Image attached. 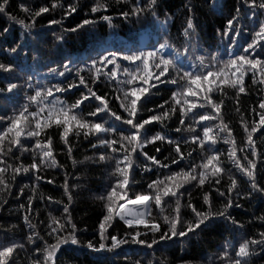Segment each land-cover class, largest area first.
Returning <instances> with one entry per match:
<instances>
[{
  "label": "snow or ice",
  "instance_id": "snow-or-ice-1",
  "mask_svg": "<svg viewBox=\"0 0 264 264\" xmlns=\"http://www.w3.org/2000/svg\"><path fill=\"white\" fill-rule=\"evenodd\" d=\"M120 2L121 0H116V3ZM132 5L128 11L120 12L124 19H128L130 16L140 18L145 13L155 17L156 10L160 7L159 0H147L144 6H140L137 0H132ZM8 6L9 0H0V14L7 15L9 20L15 21L27 30L22 43H17L14 47L6 50L17 55L19 54L18 49L23 51L31 42L28 37L32 34L31 30L35 25L36 18L58 7L64 8L60 0H52L50 7L40 6L35 10L21 3V11L31 21L29 23L26 22V19H20L8 13ZM109 6L110 0H94L90 12H104L108 10ZM186 7L189 15L182 28V35L189 42L184 51L189 52L192 49V41L196 37V24L193 15L194 6ZM67 9L64 12L65 16L75 13L77 6L68 4ZM243 9H247V11H243ZM249 13H251L250 17ZM260 17H264V0H241L240 7L235 9V14L227 19L221 35L228 37L229 45L232 46L235 45L236 39L242 32H250V42L243 49L244 54L232 56L228 51L226 54L229 58L226 60L220 59L217 55H210L208 63H205L204 56H198L196 59L199 64L189 65L188 70L181 67L183 61L178 54H165L166 50L172 47L167 37L163 42H158V46L154 45L149 50H129V54L124 55L119 51H109L106 55L97 53L98 59H91V65L88 68L91 73V82L95 85L101 80V77L105 81H115L117 88L114 99L118 102V108L126 115H122L110 107L108 93L97 94L88 86L85 76L82 75L86 66L73 68L74 62L68 60L62 63L59 68H47L49 75L60 77H65L66 73L71 74L75 71L79 85H84L87 92H82L80 97L71 104L61 100L55 93H62L77 87L76 83H69L67 88H63L59 85L45 87L37 81L34 87L32 83L34 77L29 75L24 83L28 89H34V94L27 95L26 103L13 107L11 115L0 116V122L3 123V126L0 127V192H5L10 188V182L6 179L9 170L12 173L11 181H15L18 175L29 172H32L34 179L39 181L43 178L39 175L42 166L48 168L57 166L53 136L47 132L49 128L54 127L69 155L72 153L69 141L70 133L77 139L81 135L85 139L91 136L96 141L95 143L90 141L91 147L104 149L98 155V162H110L112 165L114 182L109 185L104 195L98 197L104 201L106 210L98 226L99 240L95 244L89 240L84 245L88 250L97 253L102 250L111 252L129 242L152 248L160 241L187 237L189 233H195L197 229H201V225L207 227L214 218H223L225 221H230L234 227L242 229L243 224L236 221L229 212L234 204L231 194L237 190L238 182L231 170L224 166L221 160L224 153L216 145L221 140L224 144L229 145L227 159L232 161L236 168L248 178L247 183L250 185V190L246 191L244 195L251 197L256 194L264 197V186H261L256 180L258 163L264 166V153H258L256 141L253 139V135L261 127H264V99H261L258 104L260 110L258 113L255 108L252 109L259 116L258 121L254 119L249 125L242 120L246 143L243 147L238 148L232 135V129L221 116L224 99L221 97L217 101L213 99V96L217 93L226 94L224 93L225 87L231 88L235 90L236 103L239 104L240 94L246 93L244 78L249 73H251L250 78L254 83L264 85V58L261 57V53H264V18ZM99 18L112 26L113 18L110 15H101ZM244 20H249L255 26L246 27L242 23ZM49 23L58 24L60 21L51 20ZM94 23V20L84 19L81 24L75 28L67 29V31L76 32L78 29H83ZM3 32L7 33L8 28H4ZM230 33L231 35H229ZM56 38L57 40L64 39L62 35H58ZM34 39L38 51L39 43L43 37L36 33ZM257 48L260 49V52H257ZM121 58L135 67L132 70L122 68L119 63ZM60 68L63 70H59ZM193 68L199 70H191ZM104 69L108 70L105 72ZM170 69L175 72V75H172ZM15 71H17V66L14 63L0 62V73L11 75ZM121 72L125 77L123 80L118 78ZM3 79L6 83L4 87H0V95L13 93L14 90H19L22 87L8 80L7 76ZM160 84L175 86V90L171 92V103L166 100L163 104L157 105L161 111L149 115L146 119L138 116V113L143 112L145 106L150 102V89L157 88V85ZM50 97L52 99H49ZM90 99L98 103L85 113L81 105ZM166 104L169 105L167 109L164 108ZM33 105H35V110L30 111ZM147 111L153 113L154 110L149 108ZM236 111L240 112L239 107L236 108ZM177 113L180 126H184L186 120L191 121L187 124L188 136L182 135L179 139H173L166 132H153L151 127H147L152 122L163 124L165 120L171 119ZM92 117L95 119H90ZM216 121L219 123H214L212 126L204 123ZM197 127L201 129L200 132L196 131ZM182 130V127H177L175 132L181 133ZM42 133L44 134L43 140H41ZM261 138L264 139V133H261ZM158 141L173 149L174 154L170 153L165 156L164 162L145 151L146 146L151 144L155 146V151L160 153L161 147L156 146ZM182 144L195 145L207 155L202 156L198 164L193 163L191 162L192 151H196V148L185 153L182 151ZM238 151L244 153L242 159L237 155ZM25 154L32 157L31 164L27 166L22 160ZM141 156L144 157L143 170L145 172H153L154 167L168 171L157 175L149 182L145 192H135L130 195L136 186L132 173L137 167L136 160ZM9 159L13 160L12 164L8 163ZM37 159H39V163H37ZM85 159H90V157H85ZM185 159H189V164L180 167L181 162ZM72 162L76 163L75 160ZM171 165H176V170H173ZM225 177L229 181L226 191H221L219 187L215 188L220 197H226L223 206L213 211L211 194L204 192L203 202L209 210H198L191 202V191L186 186L203 189L207 183L209 187H215L220 185ZM48 182L52 183V181ZM63 189L68 201L63 207V215L57 217L49 213V222L46 224V235L54 239L55 242L50 243L49 240L41 236L36 230L37 225L32 223L34 197L29 196L23 220L29 227L30 234L27 235L24 243L14 239L0 243V264H16V261L20 259L19 253L25 251L26 244L35 245L33 255L26 254L25 256L28 264H58L57 254L62 245L80 244L77 237V225L73 222L70 213L69 206L73 195L67 179ZM32 191H36L35 186ZM23 192L24 189L21 188V195ZM186 193L188 200L185 205H182L181 201ZM237 196H240L239 191H237ZM48 200L53 201V198L48 197ZM153 206L158 209L155 216L152 215ZM235 206L240 207L241 205L236 204ZM20 207L25 208V205H20ZM182 207L191 210L192 219L182 218ZM36 214L38 215V210ZM117 218L127 228L132 229L131 232L126 231L123 237L108 233V228L112 227L113 221ZM259 219L264 220V217ZM40 223L44 224L45 222L40 221ZM161 224L166 230L162 229ZM141 225L144 228L143 232L140 230ZM149 233L152 236L151 242L142 238ZM157 233H159L158 239ZM38 241H42V244ZM257 249L264 251V231H260L257 237H242L241 242L233 246L232 253L225 250L223 255L226 264H251L252 259L257 255ZM36 253L39 255L36 256ZM132 264H141V261L138 259Z\"/></svg>",
  "mask_w": 264,
  "mask_h": 264
},
{
  "label": "trees",
  "instance_id": "trees-1",
  "mask_svg": "<svg viewBox=\"0 0 264 264\" xmlns=\"http://www.w3.org/2000/svg\"><path fill=\"white\" fill-rule=\"evenodd\" d=\"M60 2L64 5L63 9L58 7L36 18L35 25L31 30L32 34L28 37L31 42L27 44L23 51L18 49V55L6 50L14 47L17 43H22L27 30L15 21L9 20L7 15L0 14V62H11L17 66V71L11 75L0 73V87L5 86L6 81L3 79L5 76L11 82L22 86L19 90H14L13 93L0 95V116L11 115L13 107L26 103L27 95L34 94V89H28L24 83L29 75L34 77L32 81L34 87L37 81L45 87L59 85L63 88H67L69 83H76L77 87L62 93H55L61 100L69 104L79 98L82 92L86 93L87 89L84 85H79L75 71L71 74L66 73L65 77L47 73L48 67L59 68L62 63L68 60L74 62L73 68L86 66L82 75L85 76L88 86L97 94L108 93L110 107L114 111L126 115L118 108V102L114 99L117 88L115 81H105L101 77L97 84L93 85L91 82V73L88 68H90L91 59H98L97 53L106 55L109 51H119L124 55L129 54V50H149L154 45L158 46V42H163L164 38L167 37L172 47L166 50L165 54H178L183 61L181 67L188 70L189 65L199 64L196 59L198 56H204L205 63H208L210 55H217L220 59L226 60L229 58L226 52L230 51L232 56L242 55L244 54L243 49L250 42L251 33L248 31L242 32L236 39L235 45L232 46L229 45L228 37H222L221 35L227 19L235 14V9L240 7L241 0H159L160 7L156 10L155 17L145 13L140 18L130 16L128 19H124L120 12L128 11L133 6L132 0H121L120 3H116V0H110L108 10L99 13L90 12L94 0H60ZM21 3L35 10L40 6L50 7L52 0H9L7 12L17 18L26 19V22L30 23L31 21L26 14L21 11ZM137 3L144 6L147 0H137ZM68 4L76 5L77 11L65 16L64 12L68 10ZM188 5L194 6L196 37L192 41V49L185 52L184 48L189 42L183 37L182 28L189 15L186 7ZM243 11H247V9H243ZM101 15H110L113 18L112 26L107 21L101 20L99 18ZM250 16L251 13H249ZM84 19L94 20L95 23L85 26L83 29H78L76 32L67 31V29L75 28L78 24H81ZM51 20H57L60 23L50 24L49 21ZM242 23L246 27L255 26L249 20H244ZM6 27L8 32L4 33L3 29ZM36 33L43 37V40L39 43L38 51L34 39ZM58 35H62L64 39L57 40ZM257 52H260L259 48H257ZM261 57L264 58V53H261ZM119 63L122 68H128L129 70L135 67V65L122 58ZM108 67L111 68V66ZM59 70L63 69L60 68ZM107 70L104 69L105 72ZM191 70L199 69L193 68ZM170 72L175 75L173 70L170 69ZM250 77L251 73L244 78L246 93L240 94L239 104L236 103L235 90L231 88L225 87L224 93L226 94L217 93L213 96V99L217 101L221 97L224 99L221 116L232 129V135L238 148L243 147L246 143L244 123L251 125L254 119L259 120V116L252 109L255 108L258 113L260 111L258 104L261 99H264V85L254 83ZM118 78L120 80L125 78L123 72L120 73ZM173 90H175V86L172 84H160L157 85V88H151L149 93L151 96L150 102L145 106L143 112L138 113V116L146 119L149 115L161 111L157 108V105L163 104L166 100L170 101ZM96 103L98 102L90 99V101H85L81 107L87 113ZM168 107L169 105H164L165 109ZM237 107H239L240 112L236 111ZM149 108L154 110L153 113L147 111ZM32 110H35V105L30 108V111ZM177 117L178 113L173 115L171 119L165 120L163 124L152 122L147 127H151L153 132H166L173 139H179L182 135L188 136L187 124L191 121L186 120L185 125L180 126ZM242 120L244 123H242ZM204 123L212 126L214 123H219V121ZM2 126L3 123L0 122V127ZM177 127L183 128L181 133L175 132ZM196 131L200 132L201 129L197 127ZM47 132L53 136V149L57 166L51 168L42 166L39 175L43 178L39 181L34 179L32 172L18 175L15 181L10 180L11 170L6 174V179L10 182V188L5 192H0V243L13 239L22 243L26 242L30 229L25 224L23 216L26 214L29 196L34 197L32 201V223L37 225L36 230L41 236L49 240L50 243H54V239L46 235V224L49 222V213L57 217L63 215V207L68 203L63 189L66 179L73 195L69 208L72 220L77 225V237L80 244L62 245L60 252L57 254L59 257L58 264H132L138 259L141 264H149V261H151V264H226L223 255L225 250L232 253L233 246L238 245L242 237H257L260 231H264V220L259 219L264 217V197L256 194L251 197L244 195L246 191L250 190V185L247 183L248 178L236 168L232 161L227 159L226 154L229 145L224 144L221 140L216 145L224 153L221 160L224 166L231 170L238 182L237 190H234L231 194L234 204L229 212L236 221L243 224L242 229L234 227L230 221H225L223 218H214L208 223L207 227L201 225V229H197L195 233H189L187 237H176L171 241H160L152 248L129 242L111 252L102 250L97 253L88 250L84 245L89 240L93 241L94 244L99 240L98 226L106 210L104 201L98 197L104 195L109 185L114 182L112 165L110 162H98V155L104 149H93L91 147V143L96 142L93 137L90 136L85 139L81 135L77 139L70 133L69 141L72 146V153L69 155L55 128H49ZM261 133H264V127H261L253 135L258 153H264V139L261 138ZM43 139L44 134L42 133L41 140ZM156 146L161 147L160 153H157L155 146L151 144L146 146L145 151L149 155H155L162 162H164L165 156L170 153L174 154L173 149L166 144L162 145L158 141ZM193 148H196V146L182 144V151L185 153L192 151ZM204 155H207V153H202L199 148H196V151H192L191 162L198 164ZM237 155L242 159L244 153L238 151ZM85 157H90V159L86 160ZM22 160L24 165L27 166L31 164L32 157L25 154ZM73 160L76 161L75 164H73ZM168 162L170 163V161ZM189 162V159H185L181 162L180 167H185ZM8 163L12 164L13 160L9 159ZM37 163H39V159H37ZM143 163L144 157L142 156L136 160L137 167L132 173L136 186L132 189L130 195L135 192H145L149 182L155 179L157 175L168 171L167 169L154 167L153 172L148 173L143 170ZM171 167L176 170L177 166L171 165ZM256 180L261 186H264V166L259 163L256 169ZM48 181H52V183ZM228 183L229 181L225 177L221 184L215 187H209L207 183L203 189L186 187H189L191 191V202L201 211L209 210L202 198L204 192H209L211 194L212 210L215 211L221 208L226 201V197H220L215 188L219 187L221 191H226ZM34 186L36 188L35 192L32 191ZM21 188L24 189L22 195L20 193ZM237 191L240 192V196H237ZM48 197H52L55 202L49 201ZM187 200L188 195L186 193L181 201L182 205H185ZM236 204L241 206L236 207ZM20 205H25V208H21ZM37 210L38 215L36 214ZM181 211L182 218L192 219L190 209L182 207ZM157 212L158 209L153 206L152 215L155 216ZM40 221L45 223L41 224ZM161 227L166 230L163 224H161ZM140 230L144 231L142 225ZM126 231L131 232L132 229L127 228L118 218L113 221L112 227L108 228V233L119 237H123ZM158 237L159 233H157V239ZM142 238L151 242V233L142 236ZM38 243L42 244V241H38ZM34 248L35 245L26 244L25 251L19 253L20 259L16 261V264H28L25 256L26 254L33 255ZM35 255L38 256L39 253ZM251 264H264V251L257 249V255L252 259Z\"/></svg>",
  "mask_w": 264,
  "mask_h": 264
}]
</instances>
